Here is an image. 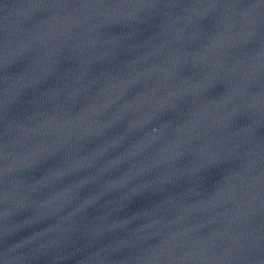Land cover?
<instances>
[{
	"label": "water",
	"instance_id": "1",
	"mask_svg": "<svg viewBox=\"0 0 264 264\" xmlns=\"http://www.w3.org/2000/svg\"><path fill=\"white\" fill-rule=\"evenodd\" d=\"M264 162V0H0V264H184Z\"/></svg>",
	"mask_w": 264,
	"mask_h": 264
}]
</instances>
